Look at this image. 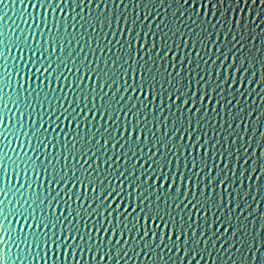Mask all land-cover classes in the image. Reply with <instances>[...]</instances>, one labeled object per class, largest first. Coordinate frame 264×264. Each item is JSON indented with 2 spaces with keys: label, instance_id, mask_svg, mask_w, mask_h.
I'll list each match as a JSON object with an SVG mask.
<instances>
[{
  "label": "water",
  "instance_id": "water-1",
  "mask_svg": "<svg viewBox=\"0 0 264 264\" xmlns=\"http://www.w3.org/2000/svg\"><path fill=\"white\" fill-rule=\"evenodd\" d=\"M0 122L2 264H264V0H0Z\"/></svg>",
  "mask_w": 264,
  "mask_h": 264
},
{
  "label": "snow or ice",
  "instance_id": "snow-or-ice-1",
  "mask_svg": "<svg viewBox=\"0 0 264 264\" xmlns=\"http://www.w3.org/2000/svg\"><path fill=\"white\" fill-rule=\"evenodd\" d=\"M37 74H39V73H37ZM133 79H135V76H133ZM141 83L143 84V73L141 74ZM142 95H143V93H142ZM149 95H151V86H149ZM0 128H2V122H0ZM125 131L127 132V129H125ZM132 135H133V136L136 135V129H135V127L133 128ZM140 136H141V138L143 137V132L140 133ZM2 168H3V165L0 164V170H2ZM25 175H26V174H25ZM54 175H55V173H53V176H54ZM133 175H134V174H133ZM165 183H167V181H165ZM157 184H159V181H157ZM81 187H82V189H83V183L81 184ZM92 191H93V194H95V191H96V190L93 189ZM135 191H136V194H137V195H136L137 208H139V206H140V199L142 198V196L146 195V193H147L148 191H151L150 184H149L148 187H146L144 193H141V190H140L139 187H137ZM158 192H159V189L157 190V193H158ZM101 195H102V194H101ZM128 199H129V201L131 202V200H132V196L129 195ZM145 203H146V202H145ZM145 211L148 212V216H149V218L152 217L153 213H155L157 219L160 218V213H159V211H158L157 209H153V208H145ZM21 215H23V213H21ZM130 219H131V218H130ZM147 222H148V221L145 220V226L147 225ZM133 223H135V221H133ZM153 224L155 225V221H153ZM166 231H167V230H166ZM45 240H47L46 237H45ZM56 244H57L56 238H55V236H53L52 241H51V245H52L53 248H55V247H56ZM45 246L47 247V243H46ZM0 264H2V261H0Z\"/></svg>",
  "mask_w": 264,
  "mask_h": 264
}]
</instances>
